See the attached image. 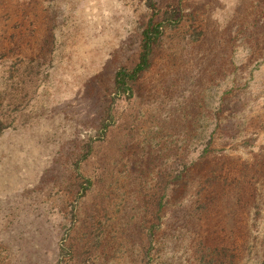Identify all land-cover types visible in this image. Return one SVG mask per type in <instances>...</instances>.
Here are the masks:
<instances>
[{
    "label": "rangeland",
    "instance_id": "obj_1",
    "mask_svg": "<svg viewBox=\"0 0 264 264\" xmlns=\"http://www.w3.org/2000/svg\"><path fill=\"white\" fill-rule=\"evenodd\" d=\"M0 264H264V0H0Z\"/></svg>",
    "mask_w": 264,
    "mask_h": 264
},
{
    "label": "trees",
    "instance_id": "obj_2",
    "mask_svg": "<svg viewBox=\"0 0 264 264\" xmlns=\"http://www.w3.org/2000/svg\"><path fill=\"white\" fill-rule=\"evenodd\" d=\"M171 16L172 14L168 15V12H166L163 15V18L160 20H153L152 18H150L147 21L146 26L140 33V48L138 52L137 62L130 69L119 67L114 73L113 80L114 88L116 91H126L128 89V83L130 81H133L141 71L148 67L151 48L157 42L159 36L161 35L164 24H171L169 22Z\"/></svg>",
    "mask_w": 264,
    "mask_h": 264
}]
</instances>
